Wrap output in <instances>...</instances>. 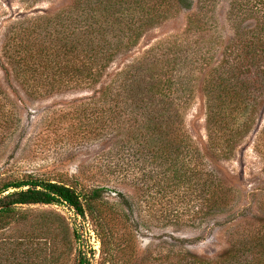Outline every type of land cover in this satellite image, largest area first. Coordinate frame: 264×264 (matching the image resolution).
I'll return each mask as SVG.
<instances>
[{"label":"trees","instance_id":"trees-1","mask_svg":"<svg viewBox=\"0 0 264 264\" xmlns=\"http://www.w3.org/2000/svg\"><path fill=\"white\" fill-rule=\"evenodd\" d=\"M192 7V0H87L78 3L76 13L21 26L6 36L2 48L13 77L30 98L100 86L94 95L100 97V103L83 105L75 113L91 111L95 124L103 123L107 116L109 124L117 118L127 125L129 136L134 131L114 154H108L110 174L117 181L131 177L137 187L138 161H148L159 196V204L150 210L160 220H173L175 226L181 225L180 208L188 198L200 201L203 221L218 215L232 198V189L223 185L184 129L183 108L192 100L197 81L193 66L191 69L187 55L181 54L158 77H144L142 67H130L115 74L109 85L102 84L115 58L129 46L135 47L149 26L165 18L167 9ZM259 12L248 9L249 16ZM226 56L206 72L200 88L206 98L209 149L214 158L227 160L251 132L259 111L264 114V16L253 27L237 28ZM8 121L11 133L16 132L19 118L15 107ZM134 138L138 149L128 146ZM80 186L79 180L70 185L32 174L1 179L0 232L18 221V209L23 206H66L88 219L99 237L98 264H264V225L233 239L228 249L216 255L191 252L202 240L192 242L174 235L156 239L168 241V254L149 250L140 254L137 239L144 225L134 217L136 204L117 191L119 203L111 205L104 198L108 187ZM66 238L63 244H68ZM48 240L45 238V251L51 250ZM29 256L28 263L35 264ZM66 260L62 251L57 257L45 256L43 262L66 264ZM76 264H91L88 254L80 250Z\"/></svg>","mask_w":264,"mask_h":264},{"label":"rangeland","instance_id":"rangeland-1","mask_svg":"<svg viewBox=\"0 0 264 264\" xmlns=\"http://www.w3.org/2000/svg\"><path fill=\"white\" fill-rule=\"evenodd\" d=\"M86 1L0 0V180L26 174L70 185L79 180L85 188L108 187L110 191L104 198L111 205L119 203L115 193L122 191L136 204L134 217L137 215L144 225L137 239L140 254H168V241L161 240L171 235L192 242L202 240L189 249L191 252L220 254L233 239L264 225V114L261 110L255 116L251 132L237 145L230 159L214 158L209 149L206 98L200 86L206 72L228 58L223 55L234 41L237 28L253 27L264 16V0H192L191 10L167 9L165 18L149 26L136 46H129L118 55L106 72L102 85H109L115 74L130 67H142L144 77H158L181 54L187 55L191 69L194 68L192 73L197 81L192 100L183 108L184 129L223 185L232 189V198L223 211L206 221L200 216V201L188 198L180 208L184 218L179 226L170 219L160 220L150 210L159 204V196L157 178L148 161L137 157V187L131 177L117 181L110 174L108 154H114L117 146L133 137L134 131L129 136L125 132L127 125L120 124L117 118L109 124L107 116L103 123L95 124L91 111L75 113L83 105L100 103V97L94 96L100 86L30 98L3 57L7 35L21 26H32L41 18L55 20L64 13H76L78 3ZM249 8L260 12L249 16ZM12 107L19 118L13 133L8 121ZM136 144L134 138L128 146L138 149ZM18 210V221L0 232V264H29V254L35 264H44L45 256L57 257L62 251L66 264H76L80 250L88 254L91 264L99 263L101 242L88 219L85 221L66 206L31 205ZM75 233L81 236L80 240ZM66 235L68 244H63L64 239L67 242ZM45 238L51 244L50 251H45Z\"/></svg>","mask_w":264,"mask_h":264}]
</instances>
